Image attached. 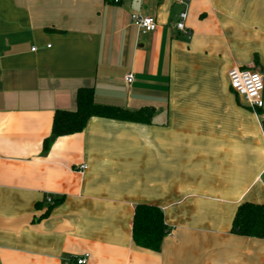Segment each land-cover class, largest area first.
Listing matches in <instances>:
<instances>
[{
  "label": "crops",
  "instance_id": "crops-1",
  "mask_svg": "<svg viewBox=\"0 0 264 264\" xmlns=\"http://www.w3.org/2000/svg\"><path fill=\"white\" fill-rule=\"evenodd\" d=\"M234 67L264 75V0H0V264H264V238L232 231L264 204V107L230 88ZM82 87L151 123L93 117L46 150ZM138 204L165 237L134 227Z\"/></svg>",
  "mask_w": 264,
  "mask_h": 264
},
{
  "label": "trees",
  "instance_id": "trees-1",
  "mask_svg": "<svg viewBox=\"0 0 264 264\" xmlns=\"http://www.w3.org/2000/svg\"><path fill=\"white\" fill-rule=\"evenodd\" d=\"M106 1L111 4H118L121 0L118 2L115 0ZM152 116L153 110L151 108L131 111L121 107L98 104L95 102L94 88L82 87L77 91L74 110H56L52 138L45 141V149H48L53 137L58 138L84 131L89 120L93 117L147 124L151 123ZM134 227L144 231L146 236L158 239V241L169 232L162 209L150 204H138L136 206ZM232 231L248 237L264 238V204L248 201L242 203L235 214ZM145 244L147 245L149 242Z\"/></svg>",
  "mask_w": 264,
  "mask_h": 264
},
{
  "label": "built area",
  "instance_id": "built-area-1",
  "mask_svg": "<svg viewBox=\"0 0 264 264\" xmlns=\"http://www.w3.org/2000/svg\"><path fill=\"white\" fill-rule=\"evenodd\" d=\"M119 0H115L118 2ZM186 2L187 0H179ZM187 12H182L176 24L180 31L188 32L186 27ZM132 23L139 29L141 34H147L157 29V20L152 16L142 15L140 13H133L131 15ZM51 45H48L50 47ZM32 51H36L37 47H32ZM228 79L230 88L244 101L246 105L253 109L264 107V75L260 71L251 69H242L234 67L228 71ZM126 81L132 83L134 81V74L131 72L127 75ZM87 165H82V169H86ZM52 202V198H48ZM89 257L81 256L75 258L74 264H88ZM69 264V263H67Z\"/></svg>",
  "mask_w": 264,
  "mask_h": 264
},
{
  "label": "water",
  "instance_id": "water-1",
  "mask_svg": "<svg viewBox=\"0 0 264 264\" xmlns=\"http://www.w3.org/2000/svg\"><path fill=\"white\" fill-rule=\"evenodd\" d=\"M263 125H264V123H263ZM55 137H53V139H54Z\"/></svg>",
  "mask_w": 264,
  "mask_h": 264
}]
</instances>
